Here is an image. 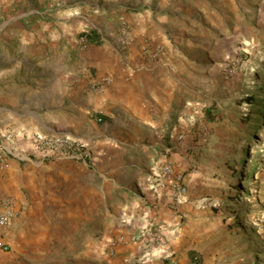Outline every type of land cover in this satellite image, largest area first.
<instances>
[{
  "label": "crops",
  "instance_id": "crops-1",
  "mask_svg": "<svg viewBox=\"0 0 264 264\" xmlns=\"http://www.w3.org/2000/svg\"><path fill=\"white\" fill-rule=\"evenodd\" d=\"M243 1L49 0L61 9L50 8L49 19L38 18L28 34L23 32L32 63L0 54V149L10 155L0 170V199L13 203L8 226L0 228V245L15 258L33 259L40 250L32 247L31 238L48 228L47 207L106 205L102 190L108 176L126 166L123 157L133 148L147 149L150 132L168 128L176 52L191 49L194 36L212 35L213 17L227 19L232 5ZM122 25L126 45L121 43ZM10 32L5 30L9 37L0 41L6 47ZM82 32L95 34L96 42L83 40ZM156 47L161 54L151 61L147 53ZM104 77L108 83L101 82ZM36 132L87 141L90 161L42 159L28 139ZM189 210L178 207L176 214L153 207L146 218L139 216L126 227L122 237L137 229L150 236L151 226L160 224L174 245L165 254L157 250L148 264H189L195 252L184 247L189 236L180 226ZM0 264H5L1 252Z\"/></svg>",
  "mask_w": 264,
  "mask_h": 264
},
{
  "label": "rangeland",
  "instance_id": "rangeland-1",
  "mask_svg": "<svg viewBox=\"0 0 264 264\" xmlns=\"http://www.w3.org/2000/svg\"><path fill=\"white\" fill-rule=\"evenodd\" d=\"M53 7L61 9L49 0H0V41L11 30L0 54L30 65L23 32L36 19H49ZM232 9L227 19L213 17L212 35L194 36L191 49L176 52L168 128L148 132L149 147L123 157L126 166L108 176L102 190L106 205L47 207L48 228L31 238L40 250L35 258H15L0 245L5 264H148L157 250L173 248L166 228L150 225V236L139 229L122 236L153 207L176 214L178 207H190L189 217L180 219L189 236L184 247L195 252L190 261L264 264V0H244ZM203 109L217 121L206 123ZM160 164L180 176V204L158 189ZM109 199L115 200L111 206ZM130 253L132 260L121 257Z\"/></svg>",
  "mask_w": 264,
  "mask_h": 264
},
{
  "label": "built area",
  "instance_id": "built-area-1",
  "mask_svg": "<svg viewBox=\"0 0 264 264\" xmlns=\"http://www.w3.org/2000/svg\"><path fill=\"white\" fill-rule=\"evenodd\" d=\"M122 39L121 43L123 45L127 44L126 38V27L122 25L121 27ZM84 40V39H83ZM161 50L159 48H154L149 50L147 55L151 61L157 60ZM101 82L108 83L109 78L104 77ZM94 86L93 89H95ZM96 122L100 123L101 119L96 118ZM31 142L33 150L42 159H67L77 163L87 164L91 159V149L90 144L85 141L75 137H71L63 134H52V133H41L36 132L28 138ZM10 155L0 149V170L6 167L7 160ZM158 189H167L169 199L174 204H180L185 199V189L182 187V181L180 176L177 175L173 168L169 165L160 164L159 173L157 175ZM13 215V203L8 198L0 199V228H5L8 226L10 219ZM6 250V247H4ZM158 264H173L167 262H159ZM189 264H198L196 261H190Z\"/></svg>",
  "mask_w": 264,
  "mask_h": 264
},
{
  "label": "trees",
  "instance_id": "trees-1",
  "mask_svg": "<svg viewBox=\"0 0 264 264\" xmlns=\"http://www.w3.org/2000/svg\"><path fill=\"white\" fill-rule=\"evenodd\" d=\"M79 36L82 37L86 42H89V43L96 42V35L93 34L92 32H82ZM249 102L252 103L251 106H252V107H255L256 110H258V108H260V107L256 106V105L253 103V101H249ZM256 116L258 117V115H256ZM202 118H203V120H204L206 123H214V122L217 121V120H216V115H215V114H212V113L210 112L209 109H203V110H202ZM256 122H257V121H256ZM246 136H247V138L250 137V135H248V134H247ZM233 200H234V198H230V199L228 200V202H232ZM193 256H194V255H192V258H193ZM194 261H195V260H194Z\"/></svg>",
  "mask_w": 264,
  "mask_h": 264
}]
</instances>
